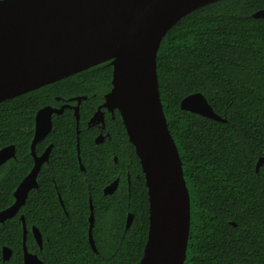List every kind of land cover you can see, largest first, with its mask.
<instances>
[{"label": "trees", "instance_id": "1", "mask_svg": "<svg viewBox=\"0 0 264 264\" xmlns=\"http://www.w3.org/2000/svg\"><path fill=\"white\" fill-rule=\"evenodd\" d=\"M262 9L264 0L203 5L177 21L157 51L160 100L190 199L184 264H264V163L255 172L264 156V19L252 17ZM111 78L112 66L105 62L0 103V149L15 146V157L0 167L1 211L13 204L15 188L32 168L36 112L64 103L73 107L70 99L86 97L78 128L72 108H65L53 115L50 132L36 145L38 155L52 147L37 188L0 224V264H22L21 216L26 247L43 264L139 263L149 224L139 160L117 110L113 119L106 115L103 143L95 144L98 130L87 125ZM194 93L204 95L225 121L180 109V101ZM116 178V191L104 195ZM89 199L96 252L88 241ZM128 214L133 218L126 229ZM32 227L39 230L41 248ZM3 246L12 250L8 261L2 260Z\"/></svg>", "mask_w": 264, "mask_h": 264}, {"label": "water", "instance_id": "2", "mask_svg": "<svg viewBox=\"0 0 264 264\" xmlns=\"http://www.w3.org/2000/svg\"><path fill=\"white\" fill-rule=\"evenodd\" d=\"M214 1L217 0H0V103L110 62L111 89L87 125L104 126L101 109L112 114L117 110L139 160L147 189L149 224L138 264H184L186 258L190 199L182 162L160 100L156 55L162 38L177 21ZM252 17L264 19V9L254 12ZM85 99H70L76 101L72 107L76 128L79 105ZM66 107L44 106L36 112L30 144L33 165L15 188L13 204L0 211V224L15 216L29 191L37 188V176L48 161L52 145L41 155L36 154V145L50 132L52 115L62 114ZM180 109L225 121L201 93L184 97ZM102 142L100 134L95 143ZM76 147L78 151V138ZM14 157V145L1 148L0 167ZM78 161L84 170L79 158ZM263 163L264 156L258 158L255 172ZM118 182L115 179L107 185L103 194L112 195ZM60 203L63 205L61 199ZM89 204L88 241L96 252L91 199ZM132 218L128 214L126 229ZM20 220L22 264H43L37 254L28 251L25 221L22 216ZM31 231L41 248L39 230L32 227ZM11 256V248L3 246L2 260L8 261Z\"/></svg>", "mask_w": 264, "mask_h": 264}, {"label": "flooded vegetation", "instance_id": "3", "mask_svg": "<svg viewBox=\"0 0 264 264\" xmlns=\"http://www.w3.org/2000/svg\"><path fill=\"white\" fill-rule=\"evenodd\" d=\"M85 100H86V99H85ZM103 100H104V97H103ZM102 102H103V101H102ZM102 102H101V103H102ZM101 103H100V104H101ZM65 104L68 105L69 108H72V106L69 105V104H67V103H64L63 105H65ZM100 104H99V105H100ZM99 105H98V106H99ZM98 106L96 107V109L94 110V112L92 113V115L90 116V118H91V117L93 116V114L96 112ZM68 107H66V108H68ZM56 108H57V107H56ZM115 111H116V110H114V112H113V114H112V113L109 112L107 109L102 108V109H101V112H102V114H103V122H104V126H101L100 123H99V124H96V123H95V124H91V125L88 126V127H93V126L96 127V129L98 130V134H97V136H99V135L101 134V135L103 136V142H104L105 138L108 136V133L105 132V128H106V127H105L106 115H108L109 118H112V119H113V118H114V113H115ZM117 112H118V111H117ZM118 113H119V112H118ZM53 115H56V114H53ZM53 115H52V117H53ZM90 118H89V119H90ZM88 121H89V120H87V122H88ZM97 136H96V137H97ZM96 137H95V138H96ZM45 138H46V137H45ZM45 138H44V139H45ZM44 139H43V140H44ZM40 142H41V141H40ZM94 142H95V139H94ZM103 142H102V143H103ZM95 144H96V143H95ZM100 144H101V143H100ZM44 151H45V150H44ZM44 151H43V152H44ZM43 152H42V153H43ZM42 153H41V154H42ZM78 153H79V152H78ZM30 154H31V153H30ZM41 154H39V155H41ZM37 155H38V154H37ZM31 157H32V156H31ZM32 160H33V159H32ZM114 160H115V158H114ZM116 179H118V178H116ZM118 180H119V179H118ZM112 182H113V181H112ZM112 182H111V183H112ZM103 189H104V188H103ZM62 206H63V205H62Z\"/></svg>", "mask_w": 264, "mask_h": 264}, {"label": "snow or ice", "instance_id": "4", "mask_svg": "<svg viewBox=\"0 0 264 264\" xmlns=\"http://www.w3.org/2000/svg\"><path fill=\"white\" fill-rule=\"evenodd\" d=\"M41 119H42V122H43V120H44L45 118H44V117H42Z\"/></svg>", "mask_w": 264, "mask_h": 264}]
</instances>
